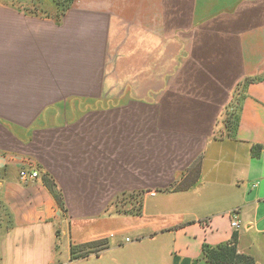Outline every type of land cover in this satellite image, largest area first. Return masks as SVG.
<instances>
[{"label":"crops","instance_id":"crops-1","mask_svg":"<svg viewBox=\"0 0 264 264\" xmlns=\"http://www.w3.org/2000/svg\"><path fill=\"white\" fill-rule=\"evenodd\" d=\"M39 3L0 0V264H264V0Z\"/></svg>","mask_w":264,"mask_h":264},{"label":"trees","instance_id":"trees-1","mask_svg":"<svg viewBox=\"0 0 264 264\" xmlns=\"http://www.w3.org/2000/svg\"><path fill=\"white\" fill-rule=\"evenodd\" d=\"M74 0H55L56 5H58L59 10L63 13ZM237 111V110H236ZM229 115L233 116L232 119L226 118L225 121L229 125L230 129H235L237 125V114L235 109L229 111ZM262 146L260 144L254 145V153L259 154L262 150ZM48 185L53 189L52 183L47 181ZM189 185L180 184L178 188H185ZM54 190V189H53ZM56 199L60 204H63L62 196L59 193H55ZM138 214L140 211L137 212ZM109 246V243L106 239L94 240L81 244H73L71 248V257L72 259L86 257L91 255L92 253L98 254L101 251L105 250ZM202 255L203 257L210 262L211 264H256L255 259L248 254L242 253L238 249V234L235 232L230 241L218 244L211 245L208 243H204L202 247Z\"/></svg>","mask_w":264,"mask_h":264},{"label":"rangeland","instance_id":"rangeland-1","mask_svg":"<svg viewBox=\"0 0 264 264\" xmlns=\"http://www.w3.org/2000/svg\"><path fill=\"white\" fill-rule=\"evenodd\" d=\"M39 1H40V3H39V8L38 9H39L40 12L47 13L48 11H50V8L47 9V7H45L44 5H42V0H39ZM53 1L55 2V0H53ZM43 3H45V2H43ZM55 4H56V2H55ZM229 113L226 116V118L228 119V122H229V119L231 120L232 117H233L232 115L230 116ZM128 200H129V202H131L133 204L130 210H132L134 212L135 211L136 212L140 211V209H141V206H140L141 198H140V196L138 194H131V197L128 196V195L119 196L118 199H117V201H116V203L118 202L117 204L119 206H122L120 208V210H125L126 211V207H127L126 204H127ZM103 239H105V238H103ZM108 243H109V241H108ZM72 246H73V243L71 245V248H72ZM92 254H94V253H92Z\"/></svg>","mask_w":264,"mask_h":264},{"label":"built area","instance_id":"built-area-1","mask_svg":"<svg viewBox=\"0 0 264 264\" xmlns=\"http://www.w3.org/2000/svg\"><path fill=\"white\" fill-rule=\"evenodd\" d=\"M38 176H39V172L37 170L22 169L20 171V178L24 184L31 183L33 180L37 179ZM155 192L156 191H152V194H154ZM233 216L234 218L232 219V226L237 229L240 227L239 219L235 212ZM111 235L113 236L114 234ZM126 240L130 241L131 238L127 237Z\"/></svg>","mask_w":264,"mask_h":264}]
</instances>
